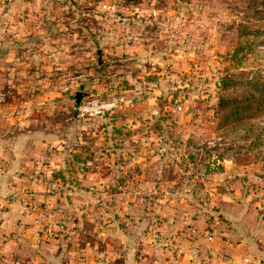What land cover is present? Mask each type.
<instances>
[{
	"label": "rangeland",
	"instance_id": "1",
	"mask_svg": "<svg viewBox=\"0 0 264 264\" xmlns=\"http://www.w3.org/2000/svg\"><path fill=\"white\" fill-rule=\"evenodd\" d=\"M12 3L0 0V13ZM229 3L234 2L22 0L17 5L25 13L12 24L22 31H0V109L9 113L10 107L13 118L29 121L42 137V155L60 148L75 155L67 157V173L56 180L73 185L87 178L88 187L100 192L90 190L85 199L143 202V193L131 191L141 184L158 188L145 193L152 203L200 205L209 202L210 190L229 189V178H242L240 168L251 174L246 190L262 196L264 135L257 145V132L233 119L224 124L217 110L218 78L244 82L264 72V39L244 70L229 60L236 25L245 20ZM259 17L247 16L263 28L264 11ZM232 60L244 62L239 56ZM246 92L241 87L228 93L238 100ZM41 170H34L35 180L47 187ZM11 173L9 182L21 180ZM206 210L199 211L215 226L216 217ZM139 214L134 210L132 216Z\"/></svg>",
	"mask_w": 264,
	"mask_h": 264
},
{
	"label": "crops",
	"instance_id": "2",
	"mask_svg": "<svg viewBox=\"0 0 264 264\" xmlns=\"http://www.w3.org/2000/svg\"><path fill=\"white\" fill-rule=\"evenodd\" d=\"M12 1L13 7L0 13V31L20 33L12 24L26 9L17 5L22 0ZM12 111L0 109V144H5L0 147V264H264V195L253 192V197L246 190L248 169L240 168L242 178L228 177L229 189L218 185L210 190L209 202L200 205L189 200L186 207L180 201L152 203L144 199L149 196L145 193L158 188L141 184L131 191L143 193V202L123 203L100 195L85 199L86 193L100 192L91 189V183L88 187L87 178L73 185L61 177L56 180L57 174L67 173V157L75 155L65 148L42 155L37 151L42 137L31 131L25 117L13 118ZM38 168L49 181L47 187L35 180ZM10 171L21 180L9 182ZM4 194L12 195L4 201ZM125 207L143 215L132 216L134 210ZM200 209L212 212L215 226Z\"/></svg>",
	"mask_w": 264,
	"mask_h": 264
},
{
	"label": "trees",
	"instance_id": "3",
	"mask_svg": "<svg viewBox=\"0 0 264 264\" xmlns=\"http://www.w3.org/2000/svg\"><path fill=\"white\" fill-rule=\"evenodd\" d=\"M232 1L234 3H229L228 9L244 15L245 20H241L236 25V45L229 55V60L237 61V66L243 69L245 63L249 64L252 53H256L254 50L256 46H259L257 44H261L264 39V27L255 26L247 16L254 15L259 19V14L264 11V0ZM237 56L244 62L232 60ZM241 87H245L247 92L238 100L228 93ZM215 90L217 110L223 118V123L227 124L230 119H233L243 128L247 127V132H257V135L261 136L257 145H261L264 135V72L261 74L256 71L253 77L244 82L243 80L234 81L230 75H224V77L218 78ZM260 161L262 162V160Z\"/></svg>",
	"mask_w": 264,
	"mask_h": 264
},
{
	"label": "water",
	"instance_id": "4",
	"mask_svg": "<svg viewBox=\"0 0 264 264\" xmlns=\"http://www.w3.org/2000/svg\"><path fill=\"white\" fill-rule=\"evenodd\" d=\"M80 97H82V94L77 93V94L74 95V99L76 101H78L80 99Z\"/></svg>",
	"mask_w": 264,
	"mask_h": 264
},
{
	"label": "built area",
	"instance_id": "5",
	"mask_svg": "<svg viewBox=\"0 0 264 264\" xmlns=\"http://www.w3.org/2000/svg\"><path fill=\"white\" fill-rule=\"evenodd\" d=\"M209 237V236H208Z\"/></svg>",
	"mask_w": 264,
	"mask_h": 264
}]
</instances>
